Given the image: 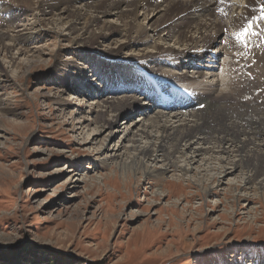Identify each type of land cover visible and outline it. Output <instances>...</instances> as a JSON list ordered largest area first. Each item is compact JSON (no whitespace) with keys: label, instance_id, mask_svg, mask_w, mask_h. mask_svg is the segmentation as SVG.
<instances>
[{"label":"rangeland","instance_id":"obj_1","mask_svg":"<svg viewBox=\"0 0 264 264\" xmlns=\"http://www.w3.org/2000/svg\"><path fill=\"white\" fill-rule=\"evenodd\" d=\"M2 2L10 10L26 15L13 25L6 19L3 21L4 17L0 18V33L4 38L3 41L0 39V264H264V190L259 189L257 197L254 182L247 185V193L242 192V187L239 189L238 183L232 186L231 193L228 191L229 180L238 182L243 172L204 184L188 180L177 182L172 181L173 173L158 176L161 173L156 168L162 163L161 159L155 162V156L145 163V168L153 167L154 176L138 174L131 169L127 172L117 169L116 163L121 165L126 159V149H131L128 146L139 139L136 137L140 134L138 127L143 123L150 125L146 120L160 112L158 107L147 115L138 112L126 117L127 113H124L112 131L113 140L100 138L84 144L88 138L99 136L101 111L104 120L113 117L103 100L135 97L139 92L136 89L135 94H125L126 91L117 95L123 88L117 86V94L115 91L111 96L96 95L97 88L103 89L98 78L103 70L102 62L111 64L110 70L117 75L126 73L131 76H139V65L147 63L145 67L150 72L154 69L156 75L167 81H174L172 76L179 77L188 72L183 68L167 67L166 70L159 66L161 72L156 70L158 66L152 62L151 56L144 60L145 52L156 55L155 48L179 54L181 47L168 38L167 31L159 30L156 35L153 26L151 28L139 19L133 31H138L142 24L149 26L144 32L149 49L123 50L116 60H103V56L114 53L116 48L125 44V35L118 32L112 34L106 44L84 45L92 35L83 37L82 25L77 32L70 34L65 24L54 28L51 20L62 17V14L43 8L49 0H1L0 4ZM149 10L145 6L142 12L148 13ZM163 15L155 18L160 20ZM167 18L172 19V15ZM111 21L117 30L124 25V21ZM243 30L242 26L241 33ZM185 31L189 36L190 31ZM92 32L99 34L100 30L94 28ZM198 35L192 33L188 39ZM136 36L135 33L134 39ZM23 39L34 42L39 39V42L24 47L19 45ZM229 40L236 52L233 54L229 49L227 55L234 60L240 56L244 59L242 47L236 44L237 39L234 42L233 38ZM4 46H9L8 52L2 51ZM39 49L43 52L41 57L37 53L41 51ZM215 49L213 46L210 52ZM223 62L229 68L232 60L223 58ZM250 67L243 68L241 76L248 83L262 78L263 84L264 65L256 66L260 73ZM200 70L193 69L187 74L192 77L211 74L205 73L204 67ZM220 71L221 67L215 74ZM170 83L163 85V94L175 93L166 87ZM174 83L183 87L186 94L190 93L188 96L205 94V88L187 87L183 85L186 82L178 80ZM223 84L219 80L211 94L203 99L214 103L220 95H225L226 98L223 96L217 101L218 105L235 106V102H240L244 113H249L248 119L252 114L257 116L253 108L252 111L246 110L251 104L264 105V89L252 85L251 90L245 91L234 80L228 82V88ZM238 87L243 90L241 96H236L233 91ZM221 88L223 94H220ZM227 89L232 91L227 93ZM231 97L234 100L231 101ZM136 99H141L139 103L145 102L141 91ZM164 114H167L164 115L166 118L173 115ZM131 123L139 126L133 129ZM261 129V134L246 136L252 138L259 149H264V123ZM199 134L201 137L212 136L214 140L217 135L203 132L192 134L193 138ZM141 145L151 148L152 143L142 140ZM212 147L214 145L210 144L209 148ZM119 149L121 151L117 153ZM196 150L194 147L187 154L194 156ZM106 155L116 157L110 163L104 162ZM202 159L197 158L199 162L193 165L194 168L204 164ZM180 161L176 160L177 163ZM227 171L231 173V170ZM189 174L194 175L195 171L191 170ZM206 187L213 188L211 194H205Z\"/></svg>","mask_w":264,"mask_h":264},{"label":"bare ground","instance_id":"obj_2","mask_svg":"<svg viewBox=\"0 0 264 264\" xmlns=\"http://www.w3.org/2000/svg\"><path fill=\"white\" fill-rule=\"evenodd\" d=\"M158 1L159 0H49V2L43 6L44 9H48L50 12L62 14V17L54 19V21L51 20V24L54 28H58L60 25L62 27L65 24L67 27L66 30H68V34H70L77 32L79 25H82L85 33L83 37L91 33V38L84 45L88 43L100 44L101 42L106 44L113 36L112 34H118V32L125 35V44L116 48L117 51L114 52L115 54L109 52L108 55L103 56V60H116L123 50L134 52L137 49L139 51L149 49V42L146 40L144 34V32L149 30V26H151V28L153 26V32L156 33V35H159V30H164V33L167 31L168 38L170 40L173 39L172 42L174 41L176 46L181 47L178 49L179 54H175V51L173 53V51L166 49L160 51V48H155L156 55H152L153 53L146 54L147 52L143 54L144 60L149 59L150 56L152 57V62L156 63L155 66H158V68H156L158 71L162 72V67L166 68V70L167 67H170L171 69L177 68L178 70L179 68H183L188 71L186 74H180L181 76L179 77H177V75L172 76L174 81H167L159 75H156L154 69H152V71H154L153 73L152 71L150 72V70L145 67L147 63L139 65L141 67L138 70L139 72L141 71L139 76H131L126 73L117 75L114 70H110L111 64L102 62L103 70L98 75V78H100V81L103 83V89L97 88L95 90L96 95H104V97L106 95L111 96L115 91L117 94L118 89H115L117 86H123V88L120 89L121 92L117 95H123L126 91L125 94H135L133 91L138 89V93L141 91V95L145 102L139 103L141 99H136L138 93L135 94V97L123 96L113 101L111 100L112 98L109 97V100H103L106 110L108 112H113V117L109 121L104 120L105 116L101 114L103 113L101 111L98 117L102 120L99 121V123L102 124L98 133L99 136L97 135L90 140L88 138L87 141L85 140L86 142L84 144H91L98 141L100 138L101 140L105 139L104 141L113 140L115 135L112 131L117 125L119 118L124 113H127L126 117L132 113L135 114L138 112L145 114L152 113V111L154 109L156 110L158 107L157 110L160 112L156 113L153 118L146 120L150 122V125L143 123V126L142 124L139 126L137 123H131L134 125L133 129L139 126L138 133L140 132V134L136 136L139 137V139L133 140L131 142L132 145L128 146L131 147V149H126V159L121 165L116 163L117 169H120L122 172H127L128 169H131L132 172L135 171L138 174L154 176L155 170L152 169L153 167L146 166L145 168V163L149 161V158L155 156L154 161L156 162L161 159L160 162L162 163L161 167L156 168V170H159L161 173L158 176L161 177V175L173 173L172 181L175 180L177 182L188 180L191 182L198 181L204 184L212 182L214 179L215 181H221L230 174L235 175L238 172H243L238 182L231 179L229 180L228 185H230V187L228 191L230 192L232 186L238 183V186H240L239 189L242 187L244 190L245 188L242 192L247 193V185L255 182L257 186L255 195L259 197L260 193L258 190L262 188L264 190L262 186V184L264 185V149H259L256 145L257 143L252 141V138L250 140V137L246 135L262 133V129L260 131V128L261 124L264 123V105L258 103L248 105L249 108L246 107L248 108L246 112L252 111L253 108V112L257 115L256 117H258L256 118L252 114L248 119L249 113L247 115L244 113L245 110H242L243 108H241L242 104H240V102L233 101L235 102V106H227L224 105V103L218 105L219 103L217 101L222 99L223 96L226 98L225 95H220L218 100L214 101V103L210 99H203V97L207 98L206 95L211 94L210 92L215 89L219 80L223 81V85L226 88L229 86L228 82L234 80L239 83V87L242 85L245 91L251 90L253 87L252 85H256L259 90L261 88L264 89L262 78L261 81L248 83L246 82L247 79L243 78L240 74L242 69L245 67L249 68L251 63H253V66L250 68H252L255 73H260L256 68L257 65H264V31L260 32L256 30L263 28L264 21H255L256 17L260 16L258 6H264V0H161V4H158ZM145 6L150 9L148 13L142 12L145 11ZM146 11H148V9ZM163 13L162 19L158 20L155 18L157 15H162ZM141 14H143V17H141ZM24 15L26 14H18L10 10L9 6L3 2L0 4V18L4 17V20H2L5 21L6 19L7 23L9 22L13 25L14 22L21 20L20 17ZM65 15L67 16L65 17ZM150 15H152L151 18L149 17ZM171 15L172 19H168L167 17ZM252 15H254V17H252ZM111 19L124 21L123 27L117 30ZM139 19H142L144 23H148L149 26L142 24L143 26L138 29L139 32L133 31L136 27L135 22H139ZM200 21H203V23H198ZM244 22L250 24L253 32L249 30L244 38H241L239 36V28ZM158 23L160 24L156 26ZM94 28L100 30V33L97 34L92 32ZM186 29L190 31L189 36H191L192 33L194 36L196 34L199 35L188 39L189 36L186 34ZM135 33L137 34L136 39H134ZM229 38H233V42L237 39L236 44L238 47H242L241 54L246 59H241L242 57L240 56L239 59L234 60V58L232 59L228 56L229 49H231L233 54L236 52ZM0 39L2 41L4 40L3 35L0 36ZM80 39L82 40V38H78V40ZM159 40L161 41V38ZM38 42L39 39L36 42L30 41V39H23L19 45L27 47L35 44L37 45ZM213 46L216 47V51L210 52ZM9 49V46L8 48L4 46L2 51L8 52ZM227 49L228 51H226ZM37 53L38 56L41 57L43 52L41 50ZM212 53H216L217 55L212 57ZM248 55L249 57L247 58ZM223 58L232 60L229 68L228 64L223 62ZM256 62L257 64H254ZM203 67L205 69L204 71H207L205 73L210 72L211 74L208 73V75L199 77L196 75L192 77L187 74L190 70H200ZM219 67H221L220 73L215 74ZM142 72H144V74H142ZM157 77L160 79L156 80ZM175 80L186 82V84L183 85L187 87L195 86L194 89L204 90L205 88V94L203 96H199V94L188 96L190 93L188 92L189 94H186L187 91L183 92L185 91L183 87L176 86L174 83ZM168 82H171V85L175 88L178 87L177 89H181V91L175 92L171 89V91L175 93L163 94L161 87ZM170 84L166 87H170ZM239 87L237 90H233L236 96H241V93H243V90L241 91ZM227 90V93L232 91L231 89ZM223 92L224 90L222 89L220 94H223ZM260 99L262 100V98ZM232 100H234V98L231 99V101ZM202 104H205L203 105L204 109H201ZM189 111L191 113H188ZM94 113L93 111V114ZM164 113L173 115L169 116L170 118H166L164 115L167 114ZM210 119H212V121H210ZM85 121L84 124L87 123ZM257 123L258 126L256 125ZM132 125L128 126L130 127ZM141 126L142 129L140 128ZM154 128H156V130H153ZM148 130H153L156 134ZM203 132H213L215 135L217 134L215 140L212 136L201 137L200 134L196 136L195 139L193 138L192 134ZM238 134H240L241 137L237 138L236 135ZM128 135L129 134H127V136ZM142 140H146L147 142L150 140L152 143L151 148H148L147 145L142 146ZM212 141H214V143H212ZM210 144H213L214 147L209 148ZM152 147H154V149ZM194 147L197 149L194 156H189L187 151ZM120 151L121 149H119L117 153ZM115 157L116 155H114V158ZM114 158L113 155H106L103 161L110 163ZM197 158H203L201 163L204 164L197 166L196 170L194 166L199 162L196 161ZM147 159L148 161H146ZM178 159H181V161L177 163L176 160ZM191 170L192 172L195 171L194 175L189 174ZM227 170H231V173ZM200 176L203 178L199 179ZM189 178H191V180ZM212 189L213 188L206 187L204 189L205 194H211Z\"/></svg>","mask_w":264,"mask_h":264}]
</instances>
